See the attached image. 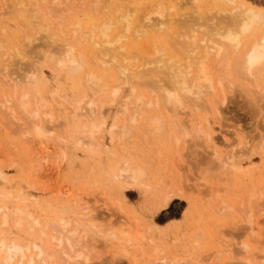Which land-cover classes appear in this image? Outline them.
<instances>
[{
  "label": "rangeland",
  "instance_id": "1",
  "mask_svg": "<svg viewBox=\"0 0 264 264\" xmlns=\"http://www.w3.org/2000/svg\"><path fill=\"white\" fill-rule=\"evenodd\" d=\"M14 1L16 2V0H14ZM14 1L13 0H0V29H1L0 30V38H9V41H8L9 43L7 42L8 39H6V40L3 39V41L4 42L6 41L8 45L10 44L9 45L10 47L7 45V51H8V48L13 49V48H11V46L14 45L15 41H17V38H19L21 40L24 35H27L28 31L30 32V34H34L35 32L40 30V29L36 30L37 28L36 29L34 28L35 25L32 26L30 23H28V21L30 22L31 19L33 20V22H31L32 24L34 22H35V24H37L36 21H38L39 22L38 26H40V25L45 26L46 21L41 20V18L44 19V15L47 14L46 11L48 9L46 7L44 8V6H47L46 3L47 4L49 3L48 5H50V3L53 6L55 5L54 9H56V11L55 10L52 11V13H55L54 15L52 14L53 15L52 18L54 19L55 18L54 16L56 15L57 19H54V21L52 23V28L51 27L50 28L52 29L53 32L56 33L57 31L59 32L58 27L59 26H60V28L62 27L63 32L62 33H60V32L56 33V34H58V36L59 35H60V37H61V35L65 36L66 34L69 33L68 37H70L71 40H72V37L75 39L78 35L80 36L81 33L79 34V32H78L79 29L76 27L77 24H76V26H74L76 21H77V23H78V21L80 22V24L78 23V26L80 27L82 34H84L83 32L87 31L86 36L88 38L86 37L87 40L85 38H84L85 40L83 38H80V39H82L81 41H79L80 44L84 41V43H83L84 45L83 44L80 45V44H78V42L77 43L75 42L74 45H76L79 49L81 48V50H85V51L87 49L86 44L92 43V41H91L92 39L89 41V35L93 34V32H91L92 27L95 25H98V23H100L101 21H104V20L105 21H112V20L114 21L115 20L114 22L117 23L118 22L117 20L121 19V17H122V15H120V14L128 13L129 17H132V15L134 14L133 19L136 20V22L138 23L140 21L139 17L142 20L143 17L146 18L149 16V14L150 15L152 14V16L156 14V15H158V17L161 18L162 15H160L159 12L164 13L165 10L167 11L170 8L169 11H167V12L165 11L167 14L163 15L164 17L166 16L167 18H170V19L167 20V18L165 17V20H166L165 21L164 17L162 16L163 18H161V21H158V20H160V18L157 20L158 17L150 16V18H152V19H154V17L156 18V19H154L156 21H154V20L153 21L157 25L155 26L154 25L155 23H153L152 21L149 22L151 24L153 23L152 27H156V28L159 25H163L164 28H166V31L168 33H170V34H168V36H169V35H171V33H173L172 30L175 31V29H174L175 25L177 26V24H173V23H176L177 20L179 21V16L183 17V14L190 12L192 10V8L194 9L195 4L197 5V7L199 9H202L201 11H203L204 13L206 12V10L211 11L213 9H214V11H216V13H219V11L221 13V11L223 9H224L223 10L224 13L226 10L230 12L229 9H226V5L228 4V7L232 6L226 0H223V3H222V1L220 2V0H192V1L189 0L190 2L187 0H182L180 2V0H178V3H177V0H74L75 3H74V1L71 2V0H58L59 2H57L56 4H52V0H49V1L48 0H45V1L37 0L38 2L37 1L36 2L38 3V5L36 2H34L35 0H31V2L30 1L28 2L31 7H34L33 5H35V6L37 5L38 8L41 7V9H43V8L44 9L41 10V11H43V12H41L38 8H36V10L38 9L40 11V12H38V13H40V16H42V17H39V15H38L40 20L39 19L36 20V18L33 17V15H32L33 18H31L29 13L25 14V15H27V16L24 15L25 18L30 17V18H28L29 20L27 19L28 21L24 17H22L23 19H25V21H27V23H26L24 20L21 21V19H22L21 16L17 17V15H19V14H17L15 11L16 9H14V8H16V5H15L16 3ZM56 1H54V2H56ZM167 1H169V2H167ZM243 1L255 4V5L260 6L264 9V0H243ZM66 2H67V5L69 4L70 7L73 6L74 8L72 7V9H71L69 7V5L67 6L65 4ZM160 3L162 5L159 7L158 5H160ZM220 3H221V7H220ZM169 5L172 6L173 8L168 7ZM163 6H165V7L163 8ZM175 6H177V7H175ZM167 7H168V9H165ZM65 8H66V11H65ZM67 8H68V10H67ZM131 8H132V10H131ZM219 8H221V10H219ZM116 9H118V10L120 9V11H117ZM115 10L117 13L115 12ZM156 10H157V12H156ZM33 11L31 10V14ZM132 11H133V13H132ZM210 11H207V12L209 13ZM152 12L153 13L156 12V13L153 14ZM229 12H228V14H229ZM42 13H44V15H41ZM141 14L143 17L141 16ZM170 14H171V16H170ZM228 14L226 12V14H224V16H226ZM116 15H117V17H116ZM174 16H176L177 18H174ZM48 17H49V15H48ZM50 17H51V15H50ZM112 17H114V18L112 19ZM118 17H120V18L118 19ZM136 17H137V19H136ZM109 18H110V20H109ZM145 18L143 19L144 20L143 23L147 24L150 19H145ZM50 19H49V21L52 22L53 19H51V20ZM173 19L174 20L176 19V21L173 22ZM57 20H58V23L60 21L61 22L58 24ZM49 21H48V24L50 25L51 23ZM146 21H147V23H146ZM157 21L161 22L162 24L157 23ZM167 21L170 24L167 25V23H166V27H165L164 22H167ZM151 24H150V26H151ZM30 25L33 27V29H32V27H30ZM55 25H57L58 27H56ZM148 25L149 24H147L146 26H148ZM170 25H171V27H168ZM90 26H91V28L89 29ZM150 26H148V27H150ZM3 27H4V29L7 28L9 31L7 29L4 30ZM74 27H76L75 30L78 29V31L72 30ZM50 28H49V30H50L49 34L51 33L50 35H53L52 34L53 32H51ZM53 29L54 30L56 29V30L54 31ZM170 29H172V30H170ZM25 30L27 32L26 34H25ZM33 30H35V31H33ZM163 30H165V29H163ZM7 31H8V33H7ZM93 31H95L97 33L98 30H93ZM90 32L92 34H90ZM11 33H12V35H14V37L12 36L10 38ZM72 35H74V36H72ZM144 37H145V35L143 36V38ZM146 37H148V36H146ZM61 38L64 39L65 37H61ZM91 38H92V36H91ZM13 39H15V40H13ZM19 39H18V41H19ZM41 39L42 38H40V40ZM74 39H73V41H74ZM77 39H79V38H77ZM56 40H58V37L54 41H56ZM60 40H62V39L59 38L58 41H60ZM58 41H57V43H58ZM37 43L40 44V46H42L41 42L37 41ZM52 44H56V43L52 42ZM42 48L44 49L43 46L40 49H42ZM82 48H84V49H82ZM42 56H40L42 59L40 57L35 59L36 65L34 64L33 65L34 67L28 68L27 66H25L26 64L24 65V62L23 63L21 62L22 63V64L20 63L21 65L19 64V68L22 66L27 67V68H25V70L23 69L24 67H22L18 70L17 66H16L17 63L14 65L15 67L12 66L13 67L12 71L15 72L16 70H18V73H16V72L11 73L12 76L20 78L21 80L20 79L19 80L22 81V83H24V84L18 85L20 83V82H18L16 84L18 86H21V87L17 86L19 88V89H17V91L19 90V92H20L21 91L20 88L24 87L25 89L23 88V90H22L24 92L30 91V92H32V94L34 96L35 92L39 91V94H37V95L39 97L43 96L42 97V101H43L42 104L43 103L44 104L43 105L41 104V106H42L41 112H42L43 116L41 115L39 117L40 119H36L35 121H29L27 119L23 120L25 118L22 116H21L22 119L20 118V120H17L16 118L11 116L10 114L8 115L7 112L5 113V111H3L2 106H0L2 108V109H0V170H2L7 177V181L6 182L4 181L5 183L3 181H0V182H3L0 184V185H2V186H0V191L2 189L4 190L6 188L9 189V186H13V187L15 186V188H17V189L20 186H23L25 191H27L29 193H35L36 196L32 197L31 201L26 200L25 205L28 207V205L31 204L29 206L30 209L32 211H34V214H36V215H38V213H39L40 215H38V216H40L42 219H44V218L45 219H52L56 216V213H58V212L59 213H66V215L68 214V216H70V214L73 213V215L71 214L72 217L70 216L72 219L77 218V217H78L77 219H81L82 217L79 215L74 216V212L76 214H77V212H78V214L84 213L85 211H83L82 208L84 206H88L89 210H91L92 212H94L96 214L100 224L101 223L102 224H112L113 221H116V223H117V220L120 221V219L121 220L123 219L125 221L126 217H127L129 222L133 221V224H134V222H137L138 219L140 218L141 219V220L139 219L140 222L141 223L143 222V224H144V225L142 224V228H140V229L143 233H144V231L146 233L147 230H145V228L148 229L149 224H146V226H145V223H146V221H147V223L152 221L151 222L152 224L150 223V225H149L150 229H148L147 234L144 233L145 235L143 234L144 237H142L141 239H139L140 237L135 238L136 236H134V235H138V234H136V232L134 230L135 234L132 233V236L131 237L129 236L130 240H132L131 242H129V244L127 242H125L127 240L129 241L128 235L126 234L127 237L124 236V234H125L124 232H123L124 233L123 236L120 235V234H122V231H123L122 225H123V227L125 225L124 221L123 220H122L123 222L118 221L119 226L117 224H115V225L113 224V226H114L113 228H115L114 231H116V233L118 232L117 233L118 237L117 236L115 238L112 237L110 240L111 242H109V241L105 242L107 239L105 240L103 238L101 239V241H103V242H101L100 240L99 241L96 240L95 241L96 247L94 248V251L90 255V258H92V260L88 261L89 264H132V260H134V258H132V256H134V255H132V254L136 253L135 254L136 256L141 255V252H138L135 248L140 245V246H142L141 248H144L146 246V249L148 250V249H150V247L155 246V245H153L155 243L154 240H157L158 243L163 245L164 248L161 245L160 249H166L167 248L166 249L167 251L168 250H169V252L171 251L170 252L171 255H173V256H175L174 254H176V256L178 255L177 261L179 263L176 262L175 264H229V263L238 264L239 261L242 262L243 258L245 259L244 261H246V259H247L246 257L248 255L247 253L250 252L251 250H252V252L255 253V254L252 252L249 253V255L252 254V255H250V257L253 256L252 258H254V257L256 258V259L255 258L254 259L257 262L255 260H254V262H256V264H264V260H263V258H264L263 257L264 256V245L263 244L264 243H262V242H264V219H263L264 216H262V215H264V212H261L259 210L260 213L256 211L257 213H259V214H256V212L254 211L255 205H253V211L255 213V215L253 213V217H254L253 221L255 223H253L254 227L252 228V227H250L251 224L250 225L246 224V223H248L247 218H248L249 213H247V214H245V213L249 211V210L246 211L248 208L245 211H243L244 205H243L242 209L240 208L241 210L237 207L240 205V204L239 205H237V204L241 200H242L241 201L242 203L245 202L246 194H248V196H249V192H250L249 190H251V189L248 190V188H251L253 186V184L255 187L256 185L260 186L262 183H264V145H263L264 144V142H263L264 137L261 138V136H262L261 134H264V133H261L264 131V130H262V129H264V127H263V125H264V105L263 104L262 105L256 104V106H255L254 103H251V102H253V100L251 101V98L249 99L250 95H247V93H245L241 88H240V90H242V92L240 90H238L237 87H236V89H234V87H235L234 86V87H232V90H229L227 93V97H229V99L226 100L227 103L225 102L224 104L221 105L222 112H223V114H222L223 117L222 118L220 117L221 121H219L220 118L216 121V119H217L215 117L216 111H214L213 107L212 108H208V107L205 108L204 107L203 109L197 110L196 109L197 107L192 108L194 105H192V104L190 105V103H191L190 102V103H188V105L186 104V106L189 110L191 109L190 110L191 113L190 112L188 113L189 110L186 112L188 114L184 113L185 111H183V113H179V114L175 113V114H177L175 116V118H177V121H175L176 124L178 122L182 124V122H183L187 126L189 124V126L191 127V128L188 127V128H190L188 130L190 133L189 134L187 133L189 136H187L185 134V132H183V131H186L188 129L186 126L185 127L187 129L185 128L186 130H183L184 125H183V127H181L182 126L181 125L180 126L181 131L179 130L178 126H175L174 121L171 119L172 114L168 117V119H167V117H164V119H165L164 121L167 123L168 128L166 127V125H164V127L161 129L162 131L160 130L161 132L160 131H158V132L153 131V134H154V136H153L149 131L148 132L150 133V135L147 134L148 132L146 133L148 127L143 126V125H145L147 118H151L153 116V113H154V116H157L158 113L163 112V111L159 109L157 112L156 111L152 112L148 107L144 106V107H142L143 109L140 108V109H142L141 111L145 112V114H148V112H150L149 113L150 115H148L149 117H147V115L142 114L143 112H141L142 117H139V118H142V119L145 118L143 120L144 124H141L142 119H139L140 124L138 122H134L135 124L132 125L131 123H133V122H130V125H128L129 123H127V122L131 121V120H129V116L131 117V115L133 114L132 109L135 108V110L136 109L140 110L138 108L139 104H137V103L135 104V103L131 102V103L135 104V105H133L134 108H131L132 106H130V107L127 106L128 107L126 109L127 112L125 111L127 114L125 113V115H122V116L120 114L116 118V120L114 121L118 125H121L122 122H123V124H124V122L127 123V125L125 124V127L129 126L131 128L133 126V128H131V129L129 127L127 128V129H130L128 131L129 134H128V132H126L127 131L126 128H125L126 131L122 132V134L127 133L128 134L127 136H124V135L122 136V134L120 133L121 130L120 131L118 130V129H120L119 128L120 126L118 127V129H113L114 136L117 139V141L119 143L124 142L123 145L120 143L119 144L120 147H118V145H115L116 140L114 139L112 145L110 144L109 147H107V148H109L110 151L113 150V152L117 153V157L114 156L115 157V160H114L113 159L114 157L112 158V156H109L110 152H108V150L106 148L107 145L104 147V144L107 142V136H106V138L104 137L106 135V132L108 129L107 126L112 121L111 119L115 118L114 117V110L117 107V105L111 101L112 100L111 99L112 98L111 97L112 91L111 90H110L111 92L109 91L110 88L107 87L106 89H103V91L100 88L98 91V89L94 88V86H93V89L94 90L96 89V91L98 93V94L93 95V92H95V91L92 89V87H90V89H92V91H93L92 92L89 89V87L87 86V84L84 83V81H83V80H85L84 75H81L83 73H78L79 70L73 71V70H66V68H63L64 70L62 68H58L59 66L56 67V65H55L56 63L53 62V60L55 58L53 60L49 58L52 61L51 62L50 60H48L47 55H44L45 57H42ZM7 57H8V55L4 56V58H7ZM38 59H39V61L41 59V62L38 61L39 62L38 63L37 62ZM4 60H6V59H4ZM54 67H56L57 69ZM14 68H16V69H14ZM35 68H36V70H35ZM27 69H28V72H27ZM31 69L34 73V74L32 73V75L30 73V72H32ZM37 69H39V70H37ZM29 70H30V72H29ZM19 71L22 74L18 75L20 73ZM26 72L30 73L31 78L35 77V79L30 78L31 81H29L30 79H28V80L26 79L28 81L27 82L25 80V78H26L25 73ZM16 74H17V76H16ZM28 77L29 76L27 75V78ZM22 79H24L25 82ZM114 80H115V78H111V80L107 81V84L110 85L111 82H114ZM0 81L2 82V79ZM1 82H0V88H1L0 89V100H2L4 95L6 94V93H4L6 89H3V88L9 87V88H7V90H10V92L12 91L11 89L13 87L15 88V86L12 85L13 84L12 82H11L12 84H10L11 86H13L11 89H10V85L6 87V86L2 85ZM14 83H16V82H14ZM261 83H262V86L264 87L263 79H262ZM5 85H7V84H5ZM236 86H238V85H236ZM238 87H241V86H238ZM125 91L127 93V89L123 88L122 93L124 94ZM91 92H92V94H91ZM230 92H232V93H230ZM122 93H121V95H119L120 97L118 96L117 99L122 97ZM90 94H91V97L93 95L92 98H90ZM245 95H246V97H245ZM211 96L214 97L215 95H210L209 99L211 98V100L213 102L211 100L210 101L212 103L219 104L218 99L217 100L214 98L212 99ZM97 97H98V99H99V97L102 98L101 101L99 99V104H98ZM89 98L92 99V101L95 100V102L97 100V102H96V110L97 111H96V116L93 117L94 121H98V122L100 121L99 120L100 118L98 119V113L100 112L99 108L102 109V105L104 104L103 105L105 108L104 109V115H105L104 118H105L106 124L99 131V133H97L95 135V138H94L98 144L99 143L101 144L102 148L103 147L105 148V149L103 148L104 150L102 149L104 152L99 151L97 149L92 150L91 147L90 148L87 146L84 147L82 145V143L80 145H78V143H77L78 139H77V135L75 133L78 132V128H76V127L79 126L78 121L80 120V118H78L77 115L73 116L74 114H72V113H74V112H72V111H74V110H73V107L71 105H76L75 103L79 104L80 100H83V102L89 101L90 100ZM106 99H108L110 101V104H109L108 100L106 102ZM33 101L31 99L32 103H33ZM102 101H104V102L101 103ZM216 101H217V103H216ZM255 102H257V99ZM1 103L2 102L0 101V105H1ZM33 104H35V102ZM100 105H101V107H100ZM128 105H130V104H128ZM247 105L248 106L251 105L249 107V109H248ZM136 106H138V107L136 108ZM257 106L258 107L261 106L262 110H260L261 107L259 109V108H257ZM79 107H81V106H78L76 108L78 109ZM253 108H254V110H253ZM256 108H257V110H256ZM71 109H72V111H71ZM147 109L149 111H147ZM44 111L46 114L45 116H44ZM47 112L48 113L51 112V114L48 115ZM128 112H129V116H128ZM207 113H209L208 119L210 121L207 120ZM70 114H72V116ZM84 114H86V113H84ZM257 114L259 116H255ZM18 115H19V113H17V116L16 115L15 116L18 117ZM51 115L53 117L50 121L49 118H51L50 117ZM69 115L71 117H74L71 119H76V118H77V120L79 119L78 121L76 120L75 123L72 122V123H74L75 127H74V125H71L72 123H70L71 121L69 119L70 118ZM99 115L102 117L101 114H99ZM260 115H262V116L260 117ZM179 116H180V118H179ZM183 116L188 118L185 120V121L188 120L187 122H184L185 118H182ZM85 117H90V116L87 115ZM126 117L128 118L127 120H126ZM173 117H174V115H173ZM43 118H44V120H43ZM124 118H125V121H124ZM87 120H90V119L88 118ZM169 120L173 121L174 124H170L169 122H171V121H169ZM42 121L44 123H42ZM207 121L210 123H208ZM136 123H138V124H136ZM42 124H44V125H42ZM171 125L174 128L171 127ZM144 127H146V131H145ZM177 127H178V130H176ZM206 127L209 128L211 130L212 134L214 135V138L216 141L215 142V149L217 148L216 149L217 151L218 150L221 151L220 160L227 159L228 156L230 155L229 153L232 152L231 150L234 151V155L237 154V156L240 157V159L235 158L236 164H234L233 166L229 165V168H228V165L226 166L227 167L226 169L224 166H221V167L219 166V171L222 170L221 174L223 173V171L228 170V174L229 175L231 174L229 177L232 178V179H228V178L225 179L223 176H221L222 178H224V180H226L225 182H227L228 180L229 181L232 180L231 183L228 181V187L224 186L225 182H224V184L222 182V184L220 185L221 187L223 185V188L226 187L223 190L224 192H226L225 193L226 195H224V193L220 194V196H222V198L220 196H217L218 198L215 197L216 198L215 199L214 198L215 195L213 196L214 193H212V192H216L215 188H213L216 185H212V183L216 182L217 180L211 182V184H210L211 188L214 189V191L210 190L211 188L209 189V187L207 186V185H209L208 184L209 180H211V173H214L215 169H216L215 171H217L218 166L215 167L214 170H211L212 167H214V166L210 167L211 169L208 168L210 166L209 163L212 161L211 157H213V156H211V154L213 152L212 151L210 152V147H209L210 144L207 143V140H206L207 138L205 139V137H203V136H202L203 137L202 138L199 134H197V131H202L201 129H203V128H204V130H206L207 129ZM199 128H200V130H198ZM164 129H166V130H164ZM167 129L169 131H171V133L169 132L170 134L167 133L168 132ZM123 130H124V128H123ZM177 131H179L182 135L185 134L186 138L180 137L181 144L180 143L178 144V147L180 146V148H177V146H176V148H177L176 149L173 146L174 140L167 141L169 136L167 137L166 134L170 135L169 139L172 137V132L173 133L175 132L174 135L179 137L180 134ZM254 134H255V136H254ZM256 134L257 135L259 134V138L256 137ZM198 135L201 137V139H199L200 137ZM150 136H152L153 138ZM175 136H174V139H175ZM251 136H252V138L255 137V140L254 139L253 140L256 141L258 144H259V141H257L256 139L258 138L260 140V138H261L262 140H260V141L263 142V144L261 142L263 147L262 148L260 147L259 150H257L258 149L256 147V146H258L257 143L254 142L255 144L253 145L250 142L251 143V145H250L248 143V141L252 140V138H250ZM247 137H249V138H247ZM181 138L182 139L184 138L183 140H185V141H183V144L186 146H184L182 144ZM204 139H205V141H204ZM78 141H80V140H78ZM246 141H247V143H246ZM165 142H167V143H165ZM168 142H170V143H168ZM97 143L95 144L96 147L98 146ZM209 143H211V142L209 141ZM245 143L247 144V146L249 144L251 147L250 146L246 147ZM124 144L126 146H124ZM171 145L173 147H171ZM122 146L126 147V151L124 150V148ZM121 147L123 148L124 151L121 149ZM239 147H240V149H239ZM242 148L247 149V150L243 151ZM100 150H101V148H100ZM179 150H180V152H179ZM211 150H212V148H211ZM252 150H253V153H252ZM247 151H249L250 153ZM208 152H210L211 154L209 155ZM223 152L224 153L228 152L226 154L227 155L229 154V155L224 158V156L226 154H224ZM245 152H246V154H245ZM223 154H224V156H223ZM244 154H245V156H244ZM110 155H113V153ZM206 155L207 156L209 155V157L211 156L210 157L211 159L209 160L210 162L207 163L208 167H207L206 161L208 162L209 158H207ZM176 156H178L177 157L178 160H181V161H178L176 159ZM179 156L181 159H179ZM120 158L121 159L123 158L122 161L128 159V161L131 160V162H133L135 160V162H133L135 164H138V162H140V164L143 165V163H144L143 166H145L148 169V173L146 175L147 178H145L146 182H144V184H148V185L150 184L149 189L147 188L148 185H143V184L137 185V186L130 185L129 186L130 188L127 185L128 183L124 185L125 182H123L121 185V181H119L117 179V176L115 177V175H116L115 173H117L116 171H117V169H119L118 166L122 162ZM144 160H145V162H144ZM200 160H201V162H200ZM170 162L174 166V171L172 169L173 166ZM114 163L116 165H114ZM169 163L171 164V167H168L170 165ZM179 163H180V166H179ZM212 163L213 162H211V165H213ZM205 166L208 168V170H206L207 168H205ZM231 166L234 169L232 168V170H231ZM163 167H164V169H162ZM229 169L231 170L230 171L231 173L229 172ZM210 170H211V173L209 172ZM112 171H114V172H112ZM110 172H112V173H110ZM183 172L186 173V176L184 175ZM203 172H205L206 174H207V172H209L210 175L209 174L206 175ZM225 172H227V171H225ZM171 173H172V175H171ZM173 173H174V175H173ZM181 173H183V174H181ZM165 174H167V176ZM178 174L180 175V177H178L179 176ZM215 174L216 173H214V177H216L219 180V181H217L218 183H215V184H220L221 183L220 182L221 178L219 179L220 175L219 174L215 175ZM225 174H226L225 176L228 177L227 176L228 174L227 173H225ZM153 175H154V177H152ZM157 175H158V177H157ZM182 175L185 177L189 176V177H187V179L188 178L190 179L191 187L189 185L190 188L189 187L188 188H189V190L191 189L190 192L192 193V195H190V192H189V195L186 194V192H187L186 188L187 187L186 188L184 187L185 183H183L184 185H181V183L184 182V180L186 179V178L182 179L183 178ZM110 177H112V178H110ZM164 177H166L168 179H166ZM208 178H209V180H208ZM153 179H154V181H153ZM179 179L183 180V181H179V182H181V183H179L180 186L177 184ZM165 180H167V181H165ZM169 180H171V181H169ZM204 180H205V184L203 182ZM114 181H115V183L113 184ZM159 182L161 183V185L159 184ZM165 182H167V183H165ZM172 182L174 184H172ZM188 182H186V185ZM229 183H230V185H229ZM171 186H173V187H171ZM157 187H159V188H157ZM176 187L183 188V190L185 188V191H186L185 195L183 197H177L176 196L175 198L172 199V201L170 202V204L166 208L159 209L158 204L160 202L161 197L164 195V193L167 192L168 189L171 190V189H174ZM221 187H220V191H222ZM188 188H187V190H188ZM218 188H217V190H219ZM260 188H262V186ZM152 189L154 191H152ZM3 190L1 192H3ZM147 190H149V191H147ZM245 191H247L248 193H246ZM147 192H148V194H147L148 196L146 195ZM218 192L219 191H217V193ZM161 193H163V194H161ZM240 194L244 197L242 198ZM121 195L123 196V199L121 198L122 197ZM211 195H212V198L209 197ZM236 196H238V197L236 198ZM106 197L108 198L109 201L107 200ZM115 197H116V200L118 199V201H120V204L123 206V210L124 211L127 210L126 212H124L126 214L122 215L123 210H120L118 212L117 208H116V212H114L113 208H115V206L113 208L111 207L112 208L111 210L109 209L110 203H108V204H106V203H107V201L110 202L111 199L112 200L115 199ZM239 197H241L242 199L240 200ZM1 198L2 197L0 195V200H1ZM149 198H151V199H149ZM219 198L222 199L221 201H223L224 198H226L224 201L229 200L228 202H230V200H232L230 205L232 207L233 203H234V207H232L228 210H226V209L225 210H222V209L218 210L217 209L218 207L217 208L215 207L216 203L213 204V202H215V201H213V199L216 200V202L217 201L220 202ZM247 198H249V197H247ZM123 200H124V202H123ZM246 201H247L246 203H248V200H246ZM111 202H113V201H111ZM228 202L226 203L227 207H228ZM218 204H220V203H218ZM218 204H217V206H218ZM223 204H225V203H223ZM64 205L69 206L71 208V209L69 208L71 211L70 210L66 211L64 209L65 208ZM61 206L62 207L64 206V207L62 208ZM32 207L35 209H33ZM40 207H42V208H40ZM72 207H73V209H72ZM192 207H193V209H192ZM221 207H223V205ZM245 207H248V206H246V204H245ZM157 208H158V210H157ZM43 210H45V212H43ZM81 210L83 212H81ZM255 210H257V209H255ZM35 211H36V213H35ZM43 213H44V215L42 216ZM244 215L245 216L247 215V218ZM73 216H74V218H73ZM131 216L133 218L138 217L137 221H134L136 219H133V218H132L133 219L132 220L130 218ZM183 219H184V221H183ZM244 220L245 221L247 220V221L245 222ZM128 221H126V225H128L130 230H133V229H131L132 223H129ZM140 222L138 221V224H141ZM171 224H172V226H171ZM160 225H163V226H160ZM135 227H136V225L134 226V228ZM249 227L251 230L249 229ZM117 228L119 230H117ZM174 228H176V229H174ZM18 229L19 228L16 229V226L14 227V225H12V227H10V229H5L4 231L8 232V230L9 231L11 230L13 233H17V234L21 235V237L23 239H26V237L31 236L29 232L27 233L24 230H20V229L18 230ZM142 229H144V230H142ZM173 230H175V231H173ZM23 231L25 233H27V236ZM251 231H253V233ZM160 232H162L163 234ZM171 232H175V233H171ZM181 232H183V234ZM149 235H150V237H149ZM0 237H1V235H0ZM162 237H163V239H162ZM169 237H170V239H169ZM121 238H123V240L125 239L124 243H126V245L123 244V242H122L123 240H121ZM149 238H152L153 240L152 239H150V240L154 241V243L152 242L153 243L152 245L148 244L149 242H151V241L148 242ZM175 239L178 243L175 242ZM262 239H263V241H262ZM162 240H164V241H162ZM159 241H161V242H159ZM168 241H169V243H168ZM227 241L230 244L232 243V246L234 247V248L232 247L233 250L231 248V250H232L231 252H229L230 251L229 249H226V247H224V244H226ZM244 242H247L248 244H250L249 247H251V248L247 249L246 254L243 252L245 249L243 248L244 250H242V246H243ZM170 243H171V245H170ZM196 243H199V245H197ZM134 244H136L135 245L136 247L133 249L132 247H134ZM155 244H157V243H155ZM160 244L158 246H160ZM169 245L171 247H173V249H174L173 251ZM179 245L181 248L179 247ZM140 246H139V248H140ZM221 246H223V247H221ZM122 248L124 250H125V248L126 249L128 248L125 251H128V252L131 251V252L126 253V255H124L125 253L123 254V250L121 251ZM139 248H138V250H139ZM222 250L223 251L225 250V251L223 252ZM255 250L258 251V253L260 255L256 254L257 252H255ZM139 251H141V250H139ZM142 252H143V249H142ZM173 252H175V253L173 254ZM121 253L123 255H121ZM230 253H231V255H230ZM127 254H128V257H126ZM129 254H130V256H129ZM261 255H263L262 256L263 258L260 257ZM250 257H249V259H250ZM130 258H131V261H130ZM141 258H143L144 260H147L145 257H141ZM252 258H251V260H253ZM179 259H180V261H179ZM254 262H253V264H255ZM243 264H245V262H243Z\"/></svg>",
  "mask_w": 264,
  "mask_h": 264
},
{
  "label": "bare ground",
  "instance_id": "2",
  "mask_svg": "<svg viewBox=\"0 0 264 264\" xmlns=\"http://www.w3.org/2000/svg\"><path fill=\"white\" fill-rule=\"evenodd\" d=\"M29 1L31 2V0H16V2L14 1L16 3L15 4L16 8H14V9H16L15 10L16 13L19 14V15H17V17L21 16V18H22V17H24L25 14L29 13L31 18L35 17L36 20H38L39 17H42V16H40V13H38V12H40L41 10H43L46 7L48 9L46 11L47 14L46 15H44V13L41 14V15H44L45 20L43 18H41V20L46 21V23L44 22L45 26L40 25V24H39L40 26H38L39 22L36 20L35 21L37 22V24H35V22L32 24L31 23V22H33L32 19H31L32 21L31 20H30V22L28 21L29 20L28 18H30V17H26V18L24 17L26 20L28 19L27 20L28 23H30L32 26L35 25L34 28L35 29L37 28L36 30H39V29L40 30L35 32L34 34H30V32L28 31V33H29L28 34L26 32V30H27L26 29L25 34L27 33V35L23 34L24 36L21 40L19 38H17V41H15L14 45L11 46V48H13V49L8 48V51H7V45H8L7 42L9 41V38H0V76H1L0 78L2 79V82L1 81L0 82L2 85L6 86V87L12 83H13L12 85L15 86V88H14L13 86L10 85V89L12 87L14 88V89L13 88L11 89L12 90L11 92H10V90H7V88H9V87L3 88V89H6L4 92L6 94L3 97L4 100L3 99L0 100L2 102L0 106H2L3 111H5V113L7 112L8 115L10 114L11 116L16 118L17 120H20L21 116L25 118L23 120L27 119L29 121H35L36 119H40L39 117L41 115L43 116V114L41 112V108H42L41 104L43 102L42 101L43 96L39 97L37 95V94H39V91H36L35 92L36 95L34 94V96H33L32 92H30V91H25V92L22 91L24 88L23 86H22L23 88H20L22 92L21 91L19 92V90L17 91V89H19L18 87H21L18 85L24 84V83H22V81H20L21 80L20 78L12 76L11 73H15V72L18 73V70L20 68L24 67V66H22L19 68V64L21 62L22 63L24 62V65L26 64L25 66H27L28 68L34 67L33 65L34 64L36 65L35 59L39 58L43 54L47 55L48 60H50V59L53 60L55 58L56 60L54 59L53 62L56 63L55 64L56 67L59 66L58 68H62V69L66 68V70H73V71L79 70L78 73H83V74H81V75H84V78H85V80H83V81L85 84H87L89 89H90V87H92V89H93V86H94V88H97L98 91L100 88L102 91H103V89H106L107 87L110 88L109 91L110 90L112 91V92L110 91L112 93L111 94L112 100L111 99L110 100L112 102H114L117 105V107L114 110V117L115 118L111 119L112 123L110 122L109 123L110 125L108 124V126H107L108 129H107L106 135L104 136L105 138L107 136V142L104 144V147L107 145L106 148L109 147L110 144L112 145L114 139L117 141V139L114 136L113 129H118V127L120 126L119 127L120 129H118V130L119 131L121 130L120 133L122 134V132L126 131V129L129 127V126L125 127V124L127 125V123H129L128 125H130V122H133V123H131L132 125L135 124L134 122H138L140 124L139 119H142V118H139V117H142V114L147 115V117H149L148 115H150L149 114L150 112H148V114H145V112L141 111L143 109L142 107H144V106L148 107L152 112L153 111L157 112L159 109L163 111V112H160L161 114L158 113L157 116H154V113H153V116L151 118H147L145 125H143V126L148 127L147 131H146V127H144L146 133L149 131L154 136L153 131L154 132L160 131L164 127V125H166V127H167V123L164 121L165 120L164 117H167V119H168V117L172 114L171 119L175 123V121H177V118H175V116L177 114H175V113L179 114V113H183V111H185L184 113H186L189 110L187 108L186 104L188 105V103H190V102H191L190 105L191 104L194 105L192 108L197 107L196 108L197 110L203 109L204 107L205 108L206 107H208V108L213 107L214 111H216V114H215V117L217 118V119L215 118L216 121L220 117L222 118L223 112H222L221 105L224 104L226 102V100L229 99V97H227V93L229 90H232V87H234V86H235L234 89H236V87H237L238 90H240V88H241L245 93H247V95H250V97L249 96L248 97H249V99L251 98V101L253 100V102H251V103H254L255 106H256V104H258V105L263 104L264 105V103H263L264 102V87L262 86V83H261L262 79L264 82V9L260 6L245 2L243 0H226V1H228V3H230L232 5L229 7H228V4L226 5V9H229L230 12L226 10L224 13V11H223L224 9H223L221 11V13H220V11H219V13H216V11H214V9H213L211 11L206 10V12L207 11H210V12L209 13L207 12L208 14L205 12L206 13L205 14L203 11H201L202 9H199L197 7V5L195 4L194 9L192 8V10L190 12L183 14V17L178 15L179 21L177 20L176 23H173V24H177V26L175 25V28H174L175 31L170 29V30H172L173 33H171V35H169V36H168V34H170V33H168L166 31V28H164L163 25H159L157 28L152 27V24L155 23L154 21H156V20H154V19H156L155 17H158V15L155 14L157 12V10L155 13L152 12L153 14H155V15H153V16H155L154 19L150 18V16H152V14L151 15L149 14V16L146 18L143 17L141 14L143 19L144 18L150 19L149 21L147 20L148 23L146 21V23L149 24L148 26H150V24H151L149 22H151V21L153 22L150 27L146 26L147 24L143 23L144 20L143 19L141 20L140 17H139V20L141 22L139 21L137 23L136 20L133 19L134 14L132 15V17H129L128 13L120 14V15H122V17H121V19H119L120 17H118L119 20H117L118 21L117 23L114 22L115 20L114 21L113 20L112 21H105L104 20V21H101L100 23H98V25H95V26H93L94 24L92 25L93 27H92L91 32H93V34L90 32V34H92V35H89V41L92 39L91 40L92 43L86 44L88 50L86 49V51H85V50H81V48L79 49L76 45H74L75 42L76 43L78 42V44H80L79 41L82 40L80 38L86 39V37H87L86 36L87 31L83 32L85 35L82 34V31L80 30V27L78 26V23L80 24L79 21H78V23L76 21L75 24L74 23L73 24H74V26H76V24H77L76 27L79 29V31H78V29H76V30L79 32V34L81 33L80 36L79 35L77 37L75 36L76 38L74 39L72 37L74 35H72L71 36L72 40H71L70 37H68V35H69V33H68L65 36L61 35V37H65L63 39L60 37V35L58 36V34H56L58 31L55 33L51 29L54 19H57L56 15L54 16L55 17L54 19L52 18V16L55 14V13H52V11L53 10L56 11V9H54L55 5L54 6L51 5V3H50V5H48L49 3L48 4L46 3L47 6H44V8L42 7L43 9H41V7L38 8V6H37L38 5L37 0L34 1V2L37 1L36 2L37 5L36 6L33 5L34 7L30 6V4L28 3ZM41 1H45V0H41ZM54 1H56V0H54ZM54 1L52 0V4H56L57 2H59L58 0L56 2H54ZM72 1H74V0H71V2ZM181 1L182 0H180V2ZM187 1H189V0H187ZM190 1H192V0H190ZM221 1L223 3V0H220V2ZM167 2H169V1H167ZM74 3H75V1H74ZM177 3H178V0H177ZM65 4L67 5V2ZM161 5L162 4L160 3V5H158V6L160 7ZM69 7H70V5H69ZM72 7L73 6H71L70 8L72 9ZM164 7L165 6H163V8ZM168 7H172V6L169 5ZM168 7L165 9H168ZM175 7H177V6H175ZM220 7H221V3H220ZM36 8H38L40 11L38 9L36 10ZM68 8H67V10H68ZM30 9L32 11L34 10L35 12L33 11L34 13L32 12V14H31ZM169 9L167 11H169ZM116 10L120 11V9L119 10L116 9ZM116 10H115V12H116ZM131 10H132V8H131ZM219 10H221V8H219ZM65 11H66V8H65ZM165 11H164V13L159 12V11L158 12L160 13V15L163 16L164 14H167L166 13L167 11L166 12ZM41 12H43V11H41ZM226 12H227V14L229 12V14L224 16V14H226ZM132 13H133V11H132ZM32 15H33V17H32ZM38 15H39V17H38ZM48 15H49V17L51 15L50 18L53 19L52 22L49 21L50 18L48 17ZM25 16H27V15H25ZM162 16H161V18L164 17V16L163 17ZM170 16H171V14H170ZM116 17H117V15H116ZM165 17H164V20H165ZM113 18L114 17H112V19ZM159 18L160 17H158L157 20ZM161 18L158 21H161ZM174 18H177V17L174 16ZM25 19L22 18L21 21L22 20L25 21ZM136 19H137V17H136ZM168 19H170V18H167V20ZM109 20H110V18H109ZM27 21H25V22L27 23ZM48 21L51 23L50 25L48 24ZM158 21H157V23H161ZM175 21H176V19L175 20L173 19V22H175ZM57 23H58V20H57ZM164 23H165V27H166V23H167V25L170 24L168 21L164 22ZM31 25H30V27H32ZM154 25L156 26L157 24L155 23ZM55 26L58 27L57 25H55ZM76 27H74L72 30H75ZM168 27H171V25ZM49 28L51 29V32H53L52 33L53 35H50L51 33L49 34V31H50ZM59 28H60V26L58 27V30L60 33H62L63 32L62 27L60 29ZM90 28H91V26L89 27V29ZM3 29H4V27H3ZM6 29H4V30H6ZM32 29H33V27H32ZM163 29H165V30H163ZM93 30H98V31L96 33ZM8 31H7V33H8ZM33 31H35V30H33ZM144 35H145V37L146 36H148V37H146V38L144 37L145 38L144 39L143 38ZM12 36L14 37V35H12V33H11L10 38ZM91 36H92V38H91ZM57 37H58V40H59V38L62 40L54 41ZM40 38H42V39L40 40ZM77 38H79L80 40ZM3 39H5V40L8 39V40H7V42L6 41L4 42ZM18 39H19V41H18ZM73 39H74V41H73ZM13 40H15V39H13ZM37 41L41 42L42 46L44 47V49L42 48L43 50L40 49L42 46H40V44H38ZM57 41H58V43H57ZM52 42H55L56 44H52ZM83 43H84V41L81 44H83ZM84 48H82V49H84ZM7 55H8V57H7L8 59L4 58V56H7ZM44 55L42 57H45ZM4 59H6V60H4ZM41 59H40V61L38 59L37 62L38 61L41 62ZM15 64H16L18 70H16L14 72L12 70H13V67H15L14 66ZM27 67H24L23 69L25 70V68H27ZM56 67H54V68H56ZM14 69H16V68H14ZM35 70H36V68H35ZM37 70H39V69H37ZM31 71H32V69H31ZM27 72H28V69H27ZM27 72L25 73L26 74L25 80L30 79L31 75L33 73V71L30 72V70H29V72L31 73V75H30V73H27ZM20 74H22V73L20 72L18 75H20ZM27 75L29 76L28 78H27ZM16 76H17V74H16ZM33 78L35 79V77H33ZM33 78H31V79H33ZM111 78H115V80H114V82H111L110 85H108L107 81L111 80ZM31 79L29 81H31ZM22 80L24 81V79H22ZM14 82H16V83H14ZM18 82H20V83L18 85H16ZM5 84H7V85H5ZM236 85L241 86V87H238ZM123 88L127 89V93H126V91L124 94L122 93ZM92 89H90V90L92 91ZM242 90H240V91L242 92ZM94 91L96 93L92 91L93 95L98 94L96 89ZM92 92H91V94H92ZM121 93H122V97L117 99L118 96L121 95ZM230 93H232V92H230ZM91 94H90V98L93 97V95L91 97ZM210 95H215L214 97H212V96L211 97H212V99L213 98L216 100L218 99L219 104L212 103L213 101L211 100V98L209 99ZM245 97H246V95H245ZM31 99H32V101L34 100L33 103L35 102V104H33L31 102ZM97 99H98V97H97ZM99 99L101 101L102 98L99 97ZM99 99H98V104H99ZM256 99H257V102H255ZM107 100L108 99H106V102H107ZM86 102L85 101L83 102V100H80L79 104L75 103L76 105H71L73 107V110H74V111H72V109H71V111L74 112V113H72V112L71 113L74 114L73 116L77 115L78 118H80V120L78 119L79 120L78 121L77 118L71 119L74 117H71L72 114H70L71 115V116L69 115L70 116L69 119L71 121L70 123H72V122L75 123L76 120L78 121L79 126L76 127V128H78V132L75 133L77 135V139L81 141L80 142L77 140L78 145H80L82 143V145L84 147L87 146L89 148L91 147L92 150L97 149L99 151H103L105 148L103 147L104 148L103 149L101 144L100 143L98 144L94 138H95V135L97 133H99V131L106 124L105 118H104L105 117V115H104V109L105 108L103 106L104 104L102 105L103 110L99 108L100 112L98 111L99 112L98 113V119L100 118L99 119L100 121L98 122V121H94V119H93V117L96 116V111H97L96 110V102H97V100L95 102V100L92 101V99H90L89 101H86ZM103 102L104 101H102L101 103H103ZM131 102H133L135 104L136 103L139 104L138 105L139 107L136 106V108L138 107L139 109L140 108H142V109H140V110L136 109L135 110V108L133 106L135 104H133ZM216 103H217V101H216ZM109 104H110V101H109ZM128 104H130V105H128ZM78 106H81V107H79L77 109L76 107H78ZM127 106H129V107L132 106L131 108H134V109H132L133 114L131 113L132 114L131 117L129 116V112H128L129 120H131V121H128L127 123L124 122V124L122 122L121 125L116 124L114 121L116 120V118L120 114H121V116L125 115V113L127 112L126 109L128 108ZM250 106H248V109ZM100 107H101V105H100ZM260 107L257 106V108H259V109H260ZM2 108L0 107V109H2ZM257 108H256V110H257ZM190 110L188 111V113L189 112L191 113ZM253 110H254V108H253ZM260 110H262V107ZM147 111H149V110L147 109ZM48 112H47V114L50 115L51 112L50 113H48ZM141 112H143V113L141 114ZM17 113H19L18 117H16ZM84 113H86V114H84ZM188 113H186V114H188ZM99 114H101L102 117ZM45 115L46 114L44 111V116ZM87 115L90 116L91 118L85 117ZM173 115H174V117H173ZM208 115H209V113H207V120L210 121L208 119L209 118ZM185 116H183L182 118H185L184 122H187L188 120L187 121H185V120L188 118ZM255 116H259V115L257 114ZM261 116L262 115H260V117ZM50 117L51 118H49V117L48 118L51 121L53 116L51 115ZM127 117H126V120L128 119ZM86 118L87 119L89 118L90 120H87ZM179 118H180V116H179ZM221 118L219 121H221ZM144 119H142L141 124H144L143 123ZM43 120H44V118H43ZM124 121H125V118H124ZM169 121H171V120H169ZM173 121H171L169 123L174 124ZM42 123H44V122L42 121ZM74 123H72L71 125H74ZM138 123H136V124H138ZM208 123H210V122H208ZM42 125H44V124H42ZM183 125H184L183 130H186L188 127H190L189 124L187 126L183 122H182V124L179 122L177 124L175 123V126H178L179 130L181 127H183ZM74 127H75V125H74ZM171 127H173V126L171 125ZM178 127L176 128V130H178ZM263 127H264V125H263ZM123 128H124V130H123ZM131 128H133V126ZM190 128H188L186 131H183V132H185V134L187 136H189L188 134L190 132L188 130ZM130 129H127L126 132H128ZM164 130H166V129H164ZM198 130H200V128ZM201 130L202 131H197V134H199L201 137L202 136L205 137V139L207 138L206 139L207 143L210 144V146H209L210 152L211 151L213 152L212 153L213 155L210 152H208L209 155L211 154V156H213V157L210 156L212 159L209 157V155L208 156L206 155L207 158H209L208 162L206 161V164L210 162L209 161L210 159L212 160L211 162H213L212 163L213 165H211V162H210L209 163L210 166L208 167V164H207V167L210 168V167L214 166V167H212V169L210 168L211 170H214L215 167L218 166L217 171H215L216 170L215 169L214 173H216L215 175H217V174L220 175V176L219 175L218 176H219V179L221 178V180H220L221 183L219 182L220 184H215V183H218L217 181H219V180L216 177H214V173H211V170H210L209 172L211 173V180H209V178H208V180H209L208 184L209 185H207L210 189L211 188V185H210L211 182L217 180L216 182L212 183V185H216L215 187H213V188H215L216 192H212V193H214L213 196L215 195L214 198L215 197L218 198L217 196H220L221 193H224V195H226L225 194L226 192H224L223 190L226 187H228V181L229 180L227 182H225L226 180H224V178L225 179L226 178L232 179L229 177L231 174L230 175L228 174V170H225L227 172L223 171V173H222L223 175H222L221 174L222 170L219 171V166L220 167L224 166L226 169L227 168L226 166L228 165V168H229V165L233 166L234 164H236L235 163L236 159H238V158L240 159V157H238L237 154H235L236 155L235 156L234 151L231 150L232 152L229 153L230 155L228 154L229 156L226 154L228 152H225V153L223 152L224 154H226L225 156L223 154L224 158L228 156L227 159L220 160L221 151L218 150L219 151L218 152L216 150L217 148L215 149V142L216 141H215L214 135L212 134L211 130L209 128H207L206 130H204V128H203ZM262 130H264V129H262ZM167 131H168L167 132L168 134L171 133V131H169L168 129H167ZM149 132L147 134L150 135ZM177 132L180 134L179 137L174 135L175 132L174 133L172 132V137L170 139H169L170 135L166 134V136L167 137L169 136L167 141L174 140L173 146L175 148H176V146H177V148H180V146L178 147V144L179 143L181 144L180 137L186 138V135L184 134L185 135L184 136L179 131H177ZM261 133H264V131ZM128 134H129V132H128ZM128 134L127 133L122 134V136L123 135L127 136ZM173 135L175 136V139H174ZM261 135H260L261 138H263L264 134H261ZM254 136H255V134H254ZM150 137H152V136H150ZM201 137L199 139H201ZM256 137L259 138V134L258 135L256 134ZM247 138H249V137H247ZM250 138H252V136ZM258 138L256 140L259 141V144L256 141H254L255 137L252 138V140L250 139L251 141H248V143L250 145H251V143L253 145L255 143H257L258 144V146H256L258 148L257 150H259L260 147L262 148L264 145L263 144L264 141L262 142V141H260L262 139L260 138V140H259ZM183 139H182V144H183V141H185ZM205 139H204V141H205ZM116 141H115L116 144L115 143L114 144L118 145V147H120L119 144L121 142L119 143L118 141L117 142ZM209 141L211 143H209ZM261 142L263 145L261 144ZM96 143L98 146L99 145L100 146L96 147L95 146ZM123 143H121V144L123 145ZM165 143H167V142H165ZM168 143H170V142H168ZM246 143H247V141H246ZM246 143H245L246 147H249L250 145L248 144V146H247ZM124 146H126V145L124 144ZM124 146H122V147L126 151V147H124ZM173 146L171 145V147H173ZM184 146H186V145H184ZM122 147H121V149L123 150ZM100 148H101V150H100ZM211 148H212V150H211ZM239 149H240V147H239ZM242 149H243V151L247 150L244 148H242ZM107 150H108V152H110V154L113 153V155L109 154V156H112V158L114 156L117 157V153L113 152V150H111L112 152L109 150V148H107ZM179 152H180V150H179ZM247 152H249V151H247ZM252 153H253V150H252ZM245 154H246V152H245ZM245 154H244V156H245ZM115 157L113 158L114 160H115ZM177 157L178 156H176V159L178 160ZM122 159H121V161H122ZM179 159H181L180 156H179ZM178 161H181V160H178ZM133 162H135V160ZM133 162H131V160L128 161V159L123 160L120 163V165L118 166L119 169H117V171H116L117 173H115L116 174L115 177L117 176V179L119 181H121V185L123 182H125L124 185L128 183L127 184L128 187L130 185H132V186L133 185L137 186V185H142V184L148 185V184H144V182H146L145 178H147L146 175L148 173V169L145 166H143L144 163L142 165V164H140V162H138V164H135ZM144 162H145V160H144ZM200 162H201V160H200ZM171 164L169 166L168 165L167 166L171 167ZM114 165H116V164L114 163ZM172 166H173V164H172ZM179 166H180V163H179ZM232 166H231V170L233 168ZM207 167L205 166V168H207ZM208 168L206 170H208ZM162 169H164V167ZM172 169L174 171V166L172 167ZM231 170L229 169V172ZM112 172H114V171H112ZM112 172H110V173H112ZM205 172H203V173L206 174ZM209 172H207V174H209ZM183 173H181V174H183ZM225 173L228 174L227 175L228 177L225 176L226 175ZM165 175L167 176V174H165ZM171 175H172V173H171ZM173 175H174V173H173ZM184 175L186 176V173H184ZM185 176L182 175L183 178L181 177L182 179L186 178L184 180V182H182V183L179 182V181H183V180H180L181 179L180 178L178 180L177 184L180 186L179 183H181V185H184L183 183H185V185H186V182L189 181L186 186L184 185L185 188L186 187L188 188L191 181L189 178L187 179V177H189V176H187V177H185ZM221 176H223L224 178H222ZM152 177H154V175ZM157 177H158V175H157ZM178 177H180V175ZM110 178H112V177H110ZM164 178H166V177H164ZM166 179H168V178H166ZM171 180H169V181H171ZM0 181H3V182L7 181V177L2 170H0ZM153 181H154V179H153ZM165 181H167V180H165ZM3 182H0V184ZM173 182H172V184H174ZM203 182L205 184V180ZM222 182H223V184L225 182V185H224V186H226L225 188H223V185H222V187L220 186L222 184ZM229 182L231 183L232 180ZM114 183H115V181L113 182V184ZM165 183H167V182H165ZM230 183H229V185H230ZM159 184L161 185L160 182H159ZM149 185L147 186L148 189L150 188ZM263 185H264V183H262L260 186L256 185L257 187L256 186L254 187V184H253V186H252L253 188L252 187L248 188V190L251 189V190H249L250 192L247 190L249 192V196H248V194H246L245 202L244 203L241 202L242 201L241 199L244 196H242L240 194L242 198L241 197H239V198H240V200H241L240 202L242 204L240 202H238V204H237V205L240 204L239 206H237L239 209L240 208L242 209V207L244 205L243 211H245L248 208L246 211H248V210L249 211L245 213V214L249 213L248 218H247V215L246 216L244 215V216L248 219V223H246V224H248V225L251 224L250 227H252V228L254 227L253 223H255L253 221L254 211L255 212L257 211L259 213H260V211L264 212V186ZM0 186H2V185H0ZM261 186H262V188H260ZM171 187H173V186H171ZM190 187H191V185H190ZM216 187L217 188L219 187L218 188L219 190H217ZM220 187H221L222 191H220ZM157 188H159V187H157ZM185 188H184V190H183V188H180V187H176V188L171 189V190L168 189V191L165 192L164 195L161 197L160 202L158 204V208L159 209L166 208L170 204V202L172 201L173 198H175L176 196L177 197H183L185 195L186 191H187L186 194L189 195V192L191 189L189 190V188H188V190H189L188 191L186 188V191H185ZM210 190L214 191V189H212V188ZM1 191H0V193H1L0 195L2 198L0 200L1 201L0 202V235H1V237H0V264H89L88 261L92 260V258H90V255L92 254V252L94 251V248L96 247L95 241L96 240L101 241V239L103 238L105 240L107 239L105 242H107V241L111 242L110 241L111 238L112 237L115 238L117 236L118 232L116 233V231H114L115 228H113L114 227L113 224L118 225L119 220H117V223H116V221H113L114 223L112 222V224H102V223L100 224L96 214L94 212H92L91 210H89L88 206H84L82 208V210L85 211L84 213L78 214V212L76 211L77 212V214H76L74 212V216L79 215L82 217L81 219H77L78 217L74 218V216H73L74 219H72L71 214L73 215V213L70 214V216H71L70 217V216H68V214L66 215V213H59V212L56 213V216L54 218L51 217L52 219H45V218L42 219L40 216H38V215H40L39 213H38V215H36V214H34V211H32L30 209L29 206L31 204L28 205V207L25 205L26 200L31 201L32 197L36 196L35 193H29V192L25 191L23 186H20L18 189L15 188V186L14 187L9 186V189L6 188L3 190V192H1ZM147 191H149V190H147ZM152 191H154V190L152 189ZM217 191H219L220 193L219 192L217 193ZM247 191H245V192L248 193ZM147 194H148V192L146 193V195ZM161 194H163V193H161ZM190 195H192L191 192H190ZM116 197L113 200L111 199V201H113V202H111V201L108 202L109 200L107 198L108 201L106 200L107 201L106 204L110 203L109 204L110 210L115 206V208H113V211L116 212V208H117L118 209L117 211L119 212L120 210H123V206L120 204V201H118V199L116 200ZM209 197L212 198V195ZM220 197L222 198V196H220ZM237 197L238 196H236V198ZM247 197H249V198H247ZM121 198L123 199V196ZM149 199H151V198H149ZM225 199L226 198H224V200ZM221 200L222 199L219 200L220 202L217 201L220 204H218L216 202V200H214V199H213V201H215V202L212 201L213 204L216 203L215 207L216 208L218 207L217 208L218 210H221V209L222 210H225V209L228 210V209L234 207L233 202H232L233 206L231 207V205H230L232 200H230V202H228L229 200L228 201L227 200L221 201ZM246 200H248V203H246L247 202ZM123 202H124V200H123ZM222 202L225 204H223ZM227 202H228V207L226 204ZM217 204H218V206H217ZM245 204L248 207H245ZM220 205L221 206L223 205V207H221ZM253 205H255L254 211H253ZM64 206H65L64 209L66 211L71 209L67 205H64ZM40 208H42V207H40ZM158 208H157V210H158ZM33 209H35V208H33ZM72 209H73V207H72ZM192 209H193V207H192ZM255 209H257V210H255ZM82 210H81V212H83ZM126 211L123 210L122 215L126 214V213H124ZM43 212H45V210H43ZM257 212H256V214H259ZM35 213H36V211H35ZM43 215H44V213L42 214V216ZM254 215H255V213H254ZM262 216H264V215H262ZM130 218L132 219L133 217L131 216ZM126 219H127V217L125 218V221L122 219L124 221V224H125L124 227L125 226L126 227L124 228L122 225L123 231H122V234H120V235L123 236V234L125 233L124 236H126V234H127L128 237L129 236L131 237L132 233H134V230H135L136 234H138V235H134V236H136L135 238L140 237L139 239H141L142 237H144L145 234H147L148 229H150L149 225L152 222L150 219L149 220L151 222H148V223L145 220L146 221L145 226H146V224H149L148 225L149 228L148 229L145 228V230H147V231H146V233L144 231V233H145L144 234L140 229V228H142V224H143V222L142 223L140 222V220H141L140 218H139L140 220L138 219V217H134L133 219H136L134 221H137V219H138V221L141 224H138V221L134 222V224H133V221L129 222L128 219L127 220ZM184 219H183V221H184ZM122 220L120 219L121 222H123ZM126 221H128L129 223H132L131 229H133V230H130L128 225H126ZM12 225H14V227L16 226V229L19 228L20 230H24L27 233L29 232L31 236L26 237V239H23L21 237V235H19L17 233H13L11 230L10 231L8 230V232L4 231L5 229H10V227H12ZM135 225H136V227L134 228ZM160 226H163V225H160ZM171 226H172V224H171ZM250 227H249V229H250ZM174 229H176V228H174ZM117 230H119V229L117 228ZM142 230H144V229H142ZM173 231H175V230H173ZM251 232L253 233V231H251ZM27 233H25L26 236H27ZM160 233H162V232H160ZM171 233H175V232H171ZM181 233L183 234V232H181ZM130 237H129V241L128 240L125 241L128 244H129V242L132 241V240H130ZM149 237H150V235H149ZM170 237H169V239H170ZM152 238H149L148 242L149 241H151V242H149V243L147 242V243L152 245L155 241V243H157V244L154 243L153 245H155V246L150 247V249H148V250L146 249V246L144 248H141L142 246L139 245L141 248L140 249L139 246H137L139 248V250H141V251H139L138 248L135 246L136 244H134V247H132V248L134 249L136 247L135 249L138 252H141V255L136 256L135 255L136 253H133L132 255H134V256H132V258H134V260H132V264H175L176 262L179 263L177 261L178 255L176 256V254H174L175 252H173V254L176 257L171 255V253H170L171 251L170 252H169V250L167 251L166 250L167 248L166 249H160L162 244L158 243L157 240L152 241L153 240ZM150 239H152V240H150ZM162 239H163V237H162ZM121 240H123V238H121ZM124 240L122 242H123V244L126 245V243H124ZM164 240H162V241H164ZM262 241H263V239H262ZM101 242H103V241H101ZM159 242H161V241H159ZM175 242H177L176 239H175ZM168 243H169V241H168ZM262 243H264V242H262ZM159 244H160V246H158ZM196 244L199 245V243H196ZM170 245H171V243H170ZM249 245L250 244H248L247 242L243 243L242 250H244V249L246 250V251L245 250L243 251L245 254L247 252V249L251 248V247H249ZM162 247H163V245H162ZM179 247H180V245H179ZM221 247H223V246H221ZM224 247H226V249H229L230 250L229 252H231L234 248L232 246V243L230 244L228 241L226 244H224ZM170 248L172 249V251L174 250L173 247L170 246ZM231 248H232V250H231ZM127 249L125 248V250H127ZM142 249H143V252H142ZM122 250H123V254L125 253L124 255H126V253L131 252V251L130 252L125 251L123 248L121 249V251ZM251 252H252V250L250 252H248L247 254L249 255V253H251ZM255 252H257L256 254L260 255L258 253V251L255 250ZM252 253H254V252H252ZM123 254L121 253V255H123ZM230 255H231V253H230ZM248 255L246 257L247 258L246 261H244L245 259L243 258L242 262L238 260L240 262V263L238 262V264H243V262H245V264H253V262L256 258L255 257H254L255 259L252 258L253 256L250 257V255H252V254H250L249 256ZM129 256H130V254H129ZM262 256L263 255H261L260 257L263 258L264 256L263 257ZM126 257H128V254ZM141 257H145L147 260H144ZM249 257H250V259H249ZM251 258L253 260H251ZM263 260H264V258H263ZM130 261H131V258H130ZM179 261H180V259H179ZM256 262H254V263L256 264ZM229 264H231V263H229Z\"/></svg>",
  "mask_w": 264,
  "mask_h": 264
},
{
  "label": "trees",
  "instance_id": "3",
  "mask_svg": "<svg viewBox=\"0 0 264 264\" xmlns=\"http://www.w3.org/2000/svg\"><path fill=\"white\" fill-rule=\"evenodd\" d=\"M171 207V206H170Z\"/></svg>",
  "mask_w": 264,
  "mask_h": 264
}]
</instances>
